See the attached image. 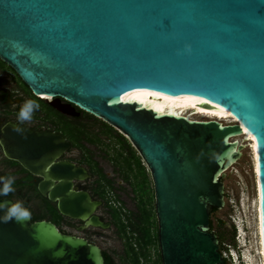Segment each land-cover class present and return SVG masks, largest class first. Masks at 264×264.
<instances>
[{"label": "water", "instance_id": "1", "mask_svg": "<svg viewBox=\"0 0 264 264\" xmlns=\"http://www.w3.org/2000/svg\"><path fill=\"white\" fill-rule=\"evenodd\" d=\"M0 59L57 99L44 102L132 144L152 180L162 264H226L211 217L226 206L227 171L256 152L264 251V0H0ZM0 145L79 231L111 228L101 202L73 190L87 170L56 163L65 139L9 125ZM0 264L106 261L99 245L31 218L0 221Z\"/></svg>", "mask_w": 264, "mask_h": 264}, {"label": "flooded vegetation", "instance_id": "2", "mask_svg": "<svg viewBox=\"0 0 264 264\" xmlns=\"http://www.w3.org/2000/svg\"><path fill=\"white\" fill-rule=\"evenodd\" d=\"M29 99L37 100L41 107L39 111L34 113L32 122L21 125V127L34 133L52 134L57 138V141L63 138L70 144V148L56 159V163L68 162L73 164L75 168L82 167L87 170L88 177L86 179H72L73 190L88 193L93 201L101 202L96 215L104 223L113 226L115 211L126 212L124 206L128 204L127 199H129V203H134L138 207L143 199L151 197L153 184L150 174L142 158L124 135L105 122L101 121L100 123V119L85 117L83 112H81L80 117H72L58 111L50 104L56 102L57 99L52 98L51 102L47 103L40 96H35L18 74L1 59L0 140L5 128L9 125L16 126L18 124L19 109ZM61 103L65 104V101L61 99ZM106 125L111 127L114 132L110 134L102 133V131L108 129ZM95 127H99L98 132L94 131ZM80 131L88 132L91 137H94L92 138L94 142L88 143L86 136L81 135L82 140L79 144H76L74 137L80 135ZM103 161L109 164L110 171H106L102 164ZM0 164L4 167V176L15 177V189L26 191L27 205L31 201H39L41 215L47 217L44 220L53 222L50 220V217L53 216L59 221L60 224H56V226L61 232L82 237L92 243L86 238L87 236L81 235H97L93 233L96 232V228L89 227L79 231V228L85 226V223L61 214L58 209V202L50 200V192L43 196L38 191L39 184L44 182L45 179L27 172L19 163L7 160L4 157L1 145ZM53 183L57 186L59 181L54 180ZM9 200L16 202L13 196ZM100 211H104L107 216L100 214ZM131 213L129 212V214ZM122 215L124 216L123 213ZM104 252L106 251L103 250V255Z\"/></svg>", "mask_w": 264, "mask_h": 264}, {"label": "rangeland", "instance_id": "3", "mask_svg": "<svg viewBox=\"0 0 264 264\" xmlns=\"http://www.w3.org/2000/svg\"><path fill=\"white\" fill-rule=\"evenodd\" d=\"M93 117L88 114V117ZM95 118V117H93ZM102 120H100L101 123ZM99 127L94 131L98 132ZM92 149L94 147L90 146ZM97 151H99L97 149ZM241 159L234 164L228 171L224 179L226 206L212 215L214 232L220 237L223 244V255L227 264H264L263 254L258 234V188L256 172V152L245 148ZM101 160V158H100ZM106 171H110V166L106 161L102 162ZM3 165L0 164V177L3 175ZM151 193V192H150ZM14 200L23 201L26 204V191L16 189L13 194ZM151 197H154L152 189ZM124 206L122 211L124 216L130 215L129 212H137V206L129 203ZM28 208L33 215H41L39 201H31ZM100 214L107 216L104 211ZM219 221L224 225L220 226ZM97 235L87 236L92 243L99 245L104 251L109 253L113 259V264H127L123 261L125 257V242L119 235L115 225L110 230L95 229ZM235 233V237H234ZM234 237V239H233ZM220 241V242H221ZM154 250V256L156 259ZM156 261V260H155Z\"/></svg>", "mask_w": 264, "mask_h": 264}, {"label": "trees", "instance_id": "4", "mask_svg": "<svg viewBox=\"0 0 264 264\" xmlns=\"http://www.w3.org/2000/svg\"><path fill=\"white\" fill-rule=\"evenodd\" d=\"M84 114L85 117L88 116V114ZM107 127L109 130H104L102 133L110 134L114 132L111 127ZM80 132V135L74 137V142L76 144H79L82 140L81 135L86 136L88 143L94 142L92 139L94 137H91L88 132ZM0 187H2V185H0ZM12 196L13 193L8 196H0V201L12 199ZM25 207L28 208V205L25 204ZM137 209V212H132L130 215L123 216L121 211H115L113 215V225L116 226L119 235L125 242V257L123 261L127 264H150L152 262V250L154 249L156 251V261L154 264H162L158 239V223L154 208V197H146L145 200L143 199ZM217 211L218 210H214L212 215H214ZM46 218L47 217L44 215H33L34 222L41 221ZM50 220L57 225L60 224L53 216L50 217ZM219 225L223 226L224 222L219 221ZM213 227L214 224L211 219L212 230H214ZM218 238L221 241L219 236ZM223 244L224 243L221 241L220 245L222 253ZM104 258L106 264H113V259L109 253L104 252Z\"/></svg>", "mask_w": 264, "mask_h": 264}, {"label": "clouds", "instance_id": "5", "mask_svg": "<svg viewBox=\"0 0 264 264\" xmlns=\"http://www.w3.org/2000/svg\"><path fill=\"white\" fill-rule=\"evenodd\" d=\"M186 50L190 51V48H187ZM41 99H47L49 102H51L52 97H41ZM40 107L41 105L37 100H26L19 109L17 116L18 124L14 126V131L20 135H24L25 129L21 127V125L31 123L34 118V113L39 111ZM0 184H2V187H0V196H8L9 194L16 191L14 187V176L0 177ZM0 210H3L4 212V215L0 217V221L4 223L10 222L12 220H15L18 223H24L31 220L32 218L31 210L25 207L23 201L17 200L15 203L11 204H0ZM242 264H244V262H242Z\"/></svg>", "mask_w": 264, "mask_h": 264}, {"label": "bare ground", "instance_id": "6", "mask_svg": "<svg viewBox=\"0 0 264 264\" xmlns=\"http://www.w3.org/2000/svg\"><path fill=\"white\" fill-rule=\"evenodd\" d=\"M256 172H257V165H256ZM256 179H257V177H256ZM257 188H258V184H257ZM257 220H258V234H259V239H260L259 205H258V219ZM260 245H261V250H262L263 260H264V251H263L261 239H260Z\"/></svg>", "mask_w": 264, "mask_h": 264}, {"label": "built area", "instance_id": "7", "mask_svg": "<svg viewBox=\"0 0 264 264\" xmlns=\"http://www.w3.org/2000/svg\"><path fill=\"white\" fill-rule=\"evenodd\" d=\"M156 252V251H155ZM155 255H156V253H155ZM155 256H154V249L152 250V262L150 263V264H154V262H155Z\"/></svg>", "mask_w": 264, "mask_h": 264}, {"label": "snow or ice", "instance_id": "8", "mask_svg": "<svg viewBox=\"0 0 264 264\" xmlns=\"http://www.w3.org/2000/svg\"><path fill=\"white\" fill-rule=\"evenodd\" d=\"M205 103H206V101H205Z\"/></svg>", "mask_w": 264, "mask_h": 264}]
</instances>
